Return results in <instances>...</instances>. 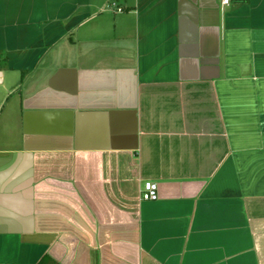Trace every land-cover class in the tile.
I'll use <instances>...</instances> for the list:
<instances>
[{"label":"crops","instance_id":"0c3cea01","mask_svg":"<svg viewBox=\"0 0 264 264\" xmlns=\"http://www.w3.org/2000/svg\"><path fill=\"white\" fill-rule=\"evenodd\" d=\"M0 264H264V0H0Z\"/></svg>","mask_w":264,"mask_h":264},{"label":"built area","instance_id":"2783aa9c","mask_svg":"<svg viewBox=\"0 0 264 264\" xmlns=\"http://www.w3.org/2000/svg\"><path fill=\"white\" fill-rule=\"evenodd\" d=\"M233 0H220L222 6H228ZM141 197L144 200H156L159 197V185L157 182L146 180L143 185Z\"/></svg>","mask_w":264,"mask_h":264}]
</instances>
